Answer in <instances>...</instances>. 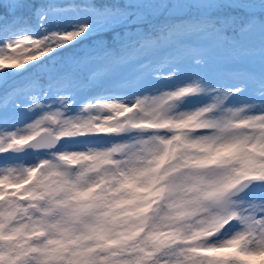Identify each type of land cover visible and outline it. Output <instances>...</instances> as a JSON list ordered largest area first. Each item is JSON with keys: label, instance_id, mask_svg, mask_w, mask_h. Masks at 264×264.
<instances>
[{"label": "snow or ice", "instance_id": "6c2138e0", "mask_svg": "<svg viewBox=\"0 0 264 264\" xmlns=\"http://www.w3.org/2000/svg\"><path fill=\"white\" fill-rule=\"evenodd\" d=\"M0 264H264V0H0Z\"/></svg>", "mask_w": 264, "mask_h": 264}]
</instances>
